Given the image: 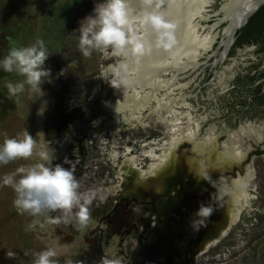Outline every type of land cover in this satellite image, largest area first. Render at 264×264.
Wrapping results in <instances>:
<instances>
[{
    "label": "rangeland",
    "instance_id": "374dc122",
    "mask_svg": "<svg viewBox=\"0 0 264 264\" xmlns=\"http://www.w3.org/2000/svg\"><path fill=\"white\" fill-rule=\"evenodd\" d=\"M98 2L101 0H0V40L2 41L1 37L5 35V31L10 43H14L18 47L31 45L35 43L36 39H42L50 53L44 66L51 69L50 82H45L42 85L45 93L43 100L38 99L33 102L34 97L26 88L25 92L20 94L19 103L15 102L10 107L0 103V113H4V108H10L5 116L0 117V144L3 143L6 136L9 138L18 137L19 134L27 130L36 139L38 145L51 149L52 153L56 150L59 155L62 154L52 163L65 162L64 166L67 165V168H73L71 165L75 164L73 168L74 174L76 173L75 177L86 188L85 193L94 190L90 194H99L101 198H104L115 194L116 191L112 192V190L117 186L104 190L102 187L99 188L100 185H91L97 179L93 176L91 178H94L95 181L83 182V178L87 176L88 172L90 173L92 166L89 164L90 153L96 151L89 146V143L93 142L95 147L101 146L100 149L106 147L108 150L112 146L126 147L128 150L125 153L126 157L129 159L137 157L140 160L138 162L136 159L135 176L142 178L149 175L150 164L156 162L168 147L170 124L160 119V115L163 119L168 116L164 109L158 111L159 116L149 111L155 105V101H151L144 108L139 122L141 125L138 127H131L135 120H130L128 113L124 112L127 117L125 123L129 126L122 141L118 140L119 136L110 135L114 133L112 127L103 130L104 124L99 122H104L101 117H96L93 122L98 124L96 130L90 131L87 123H90L89 120L94 113L95 115L107 114L110 119L107 121L105 119V121L110 125L113 121H118V118L121 119V113H115L110 108L123 103L122 100L130 94L129 91L126 93L128 89L122 85L126 75L117 71L118 64L129 58L115 55L111 50L94 51L90 57H83L79 51V33L75 30L80 27L79 22L92 13L95 3ZM7 12L8 14L4 15ZM52 23L53 25H48ZM221 29L222 26L215 29L210 26L205 32L202 31L203 28L198 30L202 37L208 33L215 37L211 47L207 50L208 56L212 54L211 51H214L216 44L220 43L216 36L220 34L218 31ZM1 41L0 52L5 54V43ZM202 53L204 52L195 58V64L203 63V58L199 57ZM249 59L259 61V57L251 52L250 54L241 52L230 58L222 59L217 68V75L223 82L222 86L208 85L204 92L205 95L201 96L203 98L199 100L194 99L195 94L190 99H180L188 93L187 89H184L186 82L195 83L189 91L195 90V86L200 80L198 78L197 82L196 79L198 69H192L187 74L176 68H173L174 72L171 68L168 72L159 74L158 78L165 81L174 78L173 87H168V97L176 99L172 107L175 117L178 119L176 123H179L181 128L188 124V120L192 129H194V124L198 125V133L195 136L197 146L199 140L208 139L207 146L196 152L202 157H197L195 160V154L192 152L195 145L192 147L188 141L175 142L171 147L173 163L176 160L175 155H183L184 160L188 159V165L192 166L196 163L195 167L202 171L206 167H210L211 164L208 165V160L212 150L215 149L218 155L223 156L222 166L217 164V168L223 167V165L230 168L234 166L236 177L230 179V183L242 181V184L236 188L238 190H236V194L228 200L232 207L229 209L228 219H232L236 223L218 244L219 249L210 250L207 255L201 258L205 264H264V108H255L250 115L236 116V113H232L230 117L223 116L232 78L242 66L247 65ZM180 60L185 61L183 56ZM208 61L212 62L211 59ZM262 64H264V57ZM197 65L191 66L197 67ZM11 74L12 76L8 80L4 81V78L0 80V84L5 89L7 81L15 83L22 79L15 73ZM112 80L121 81L120 86L112 88L108 84ZM145 90L147 91V89ZM166 90V88L159 89L155 94L156 97L162 99L167 93ZM6 92L8 94V91ZM143 93L145 91H141V94ZM11 99L15 101V98ZM42 104L43 112L38 114ZM150 114H154L155 118L149 116L144 119ZM62 116H66V119L62 118L60 121ZM169 118L174 119V117ZM67 119L69 121L64 122ZM82 129L83 131L88 129L87 133L82 132ZM86 135L91 136L86 137ZM82 136L84 137L82 138ZM116 140L119 143H116ZM234 145L242 152V157H239L237 162L232 160L229 164H225L226 157L231 155ZM58 146L64 147L62 151L57 149ZM150 149L153 150L156 160L150 156H144L145 151ZM102 159L100 162L103 163ZM36 162L41 161L36 155H33L28 160L18 159L7 165H0V264H32L34 259L32 247L38 249V243L43 244L46 248L54 249L57 253L54 259H63L65 264H71L69 256L76 253L77 247H84L83 244H78L81 243L82 233L96 224V221L90 220L86 227L81 228L79 240L76 238L73 241L69 239L61 241L47 219L42 226L40 224L41 216H31L28 213L20 214L16 210L13 206L15 193L11 187L2 184V178L22 165L27 166ZM230 168L225 172L231 170ZM76 169L80 170L79 173ZM106 169L105 166L102 170L105 174L101 172L104 175L98 173L102 176L98 177L102 181L101 184L107 186L116 183L118 185L115 165L109 167V169L115 170V181L109 178L108 169ZM239 170L241 173L238 175ZM108 179L109 181H107ZM238 217L239 219H237ZM32 244L33 246H31ZM8 252H13L15 255L9 258Z\"/></svg>",
    "mask_w": 264,
    "mask_h": 264
},
{
    "label": "flooded vegetation",
    "instance_id": "af4514ba",
    "mask_svg": "<svg viewBox=\"0 0 264 264\" xmlns=\"http://www.w3.org/2000/svg\"><path fill=\"white\" fill-rule=\"evenodd\" d=\"M228 2L229 0H206L200 18L198 17L195 21L203 28L202 30L199 26L203 32L210 26L212 29L222 26V29L218 31L220 34L216 36L220 43L216 44L210 56L207 55V50L199 56L203 58V63L197 67L188 65L185 70H180L187 74L192 69L199 70L196 79L197 82L198 78L200 80L195 86V90L189 91L195 83L186 82L184 89H187L188 93L182 97L186 100L195 94L194 99L199 100L203 98L201 96L205 95L204 92L208 85L222 86L223 82L217 75L218 63L222 59L230 58L241 52L244 54L251 52L259 57L258 62L249 59L247 65L242 66L232 78L223 114L225 118L230 117L232 113H236V116L250 115L255 108H264V102L261 99V96H264V64H262L264 57V0L242 1L243 15H246L245 18L242 17L244 22L236 31L225 35L224 28L230 24V21L224 14L223 6ZM209 59L212 62H209ZM172 71L175 72L174 69ZM122 85L127 89L123 82ZM127 92L128 90H126ZM125 99L126 97L122 101L125 102ZM100 114L95 115L94 113L91 116L90 123H87L90 131H95L98 126L97 123H93L96 117H101L104 120V122L97 120L100 124H104L103 130L111 128V125L106 123L110 117L104 113ZM149 116L155 118L154 114H150L144 119ZM62 118L66 119V116L60 117L59 120L62 121ZM67 121L69 120H64V122ZM133 122L131 126L133 128L141 125L136 120ZM128 126L125 123L117 131L112 129L114 133L110 135L119 136L118 140L122 141ZM86 130L82 129V132L87 133ZM89 136L91 135H86V137ZM118 140L115 142L119 143ZM188 144L191 145L189 142ZM89 146L97 151L90 153L89 164H92L90 173L94 169L98 170L97 174L101 173L105 165L100 162L103 158L101 147H95L93 142H90ZM63 148V146L57 147L60 149L59 151H62ZM118 148L124 153L127 151L126 147ZM80 151L82 152V150ZM53 155L54 161L57 157L62 156L56 150ZM182 156L175 155L174 169L172 168V172L162 176L159 181H155L151 177L141 180L139 183L134 181L135 178L132 175H127L122 188H118L115 194L104 198H101L99 194L94 195L89 207L92 210L91 220L96 221V224L82 233L81 243L78 244H83L84 247H77L76 253L69 256L71 264H77L78 261H81L82 264H99L102 256L117 261V264H205L201 258L207 255L210 250H218V244L236 223L232 219H228L226 205L229 203L228 191L231 188L225 190L224 184L225 179L230 180L236 177L235 167H226V170L229 168L231 170L208 180L206 176L201 178L195 173L192 175L190 170L184 166L186 161ZM198 160L201 159L198 158ZM55 163H59V161ZM64 163L60 161L63 166ZM221 163L223 162L221 161L219 165ZM109 167L110 164L106 163L108 176L112 181H115V170L113 171ZM240 173L239 170L238 174ZM92 181L95 180L92 179ZM94 184L100 185L99 188L102 187L104 190L117 186L116 183L105 186L101 184L98 177L96 182L91 183V185ZM83 186L81 185L79 189L81 192L86 190ZM223 192L226 199H224ZM207 193L208 195H206ZM201 203L205 205L211 203L214 212L202 224H197L196 229L198 230H194L190 227L189 221ZM59 215V212H55L50 213L47 217L41 216L40 224L43 226L47 219L61 241L67 239L73 241L78 238L81 228L71 227L63 222L61 224L52 222L51 218ZM37 245L38 249L32 247L34 253L47 249L41 243ZM58 261L59 264H65L63 259Z\"/></svg>",
    "mask_w": 264,
    "mask_h": 264
},
{
    "label": "clouds",
    "instance_id": "9594fccd",
    "mask_svg": "<svg viewBox=\"0 0 264 264\" xmlns=\"http://www.w3.org/2000/svg\"><path fill=\"white\" fill-rule=\"evenodd\" d=\"M164 0H138V9L130 6L129 0H101L95 3L93 11L79 22L78 48L83 57H90L94 51L111 50L125 58L139 59L158 48L170 51L176 44V23L160 11ZM50 53L42 39L28 46H12L7 55L0 59V69L5 73H15L22 79L13 83L7 81L5 87L10 98L20 102V94L26 88L34 97L33 102L43 100L45 93L42 85L50 82L51 69L45 62ZM126 67V65H122ZM112 88L119 87L121 81L108 83ZM43 104L38 114H42ZM39 150L37 151V149ZM33 155L39 161L31 165H22L14 172L5 174L2 184L9 186L15 193L13 206L20 214L53 217L55 224L67 223L68 226L84 228L92 219L94 194L81 192L79 180L72 168L60 163H52L54 155L51 149L38 145L36 139L27 130L18 137H5L0 144V165ZM214 212L211 203H201L190 218V227L194 230ZM11 258L13 252L7 253ZM32 264H59L54 259L57 253L52 248L33 253ZM77 264H82L78 261ZM99 264H117V261L101 257Z\"/></svg>",
    "mask_w": 264,
    "mask_h": 264
},
{
    "label": "bare ground",
    "instance_id": "6f19581e",
    "mask_svg": "<svg viewBox=\"0 0 264 264\" xmlns=\"http://www.w3.org/2000/svg\"><path fill=\"white\" fill-rule=\"evenodd\" d=\"M242 1L244 0H229V2L223 6L224 14L226 18L230 21V24L226 28H224L225 35H227L229 32L236 31L238 26L242 24V22H244L242 21V17L244 16V12L242 10ZM129 2L130 6L134 10L138 9V0H129ZM205 4L206 0H164V3L161 5L160 11L164 12L166 16L170 20L175 22L177 25L175 32L176 44L174 45V47L170 51H165L154 47L150 53L146 54L145 56L139 59L129 58L128 60L118 64L119 66L117 68V71L123 72L126 75L124 79V84L129 91L128 93L130 94L126 95L125 102L118 104L116 107H109L110 109H112L113 112L121 113L122 115L121 119L118 118V121L116 120L111 123V127L116 131L121 129L122 125L127 122V117L124 112L128 113V118H130V120H136L137 122H140L144 108L151 101H155V105L151 107L149 111L151 113L157 114V116H159L158 111H160L161 109H164V111L167 113V118L165 117L163 119L162 115H160V119L165 120L170 124L168 128L170 133V142L168 143V147L164 150L162 155L158 157L157 161L150 164L148 173L149 175H147L148 177L146 176L147 178H137L135 176V170H137L136 159L138 162H140L137 157L129 159L128 157H126L127 155L124 153V151H119L118 148L113 146L109 150L106 147L101 149L103 156L102 164H114L117 170L115 176L118 180V185L116 188H114V190H112V192H115L118 188H122L124 179L125 177H127V175H133V178H135L134 181L140 183L141 180L149 179L151 177H153L155 181H159L162 179V176H165V174H170L172 172V168L174 169V164L176 161L174 160V163L172 161L173 157L171 147L174 146L175 142L177 141L192 142L193 145H195V152H197V150H202V148L204 146H207L208 144V139H201L198 141L199 145H196L195 136L198 133L197 124H194V129H192L189 120L187 121L188 124H186L185 127L183 126L184 128H181L179 126V123H176L178 119L175 117V113L173 110L174 108L172 109L173 105L176 102V99L174 100L168 97V87H171L173 85L174 78L166 81L158 79L159 74L166 73L171 68H176L177 70H184V68L188 65H197L194 62L195 58L201 52H205L206 50H208V48L211 47L214 37L210 36L209 33L204 37L199 35L198 30L200 25L198 24V22L195 21V19H197L198 17L200 18L201 10L204 8ZM182 56L184 57V62L180 60L182 59ZM122 65H126V67H122ZM161 88H166L167 93L164 94L162 99H159L156 97L155 94ZM145 89H147V91ZM141 91H145V93L141 94ZM182 97L181 99H183ZM169 117H174L175 120L173 119V121ZM209 136V138H211V135ZM234 146V149L231 150V155L226 157L225 164H229L232 160H235V162H237L239 157H242V152L239 151V148L236 147V145ZM144 156H150L156 160V156L152 149L147 152L145 151ZM222 158L223 156L218 155L215 152V149H213L211 152L210 159L208 160V165L211 164L209 168L206 167V169L202 171H199L198 168L195 167V165H188V168L190 167V169L196 171L195 174L202 178L206 175L208 171H217L216 169L221 171L225 170L226 167H229L225 165L224 167L216 168L215 165L220 164ZM74 165L72 164L71 166L74 168ZM105 166L106 165H104V167ZM65 167L67 168V165ZM79 171L77 172L79 173ZM97 171L98 170L94 169L92 173L87 174V176L83 178V182L92 181L91 176H93L94 178L102 177L101 174H103L104 171H102L103 173L101 174H97ZM107 181H109V179ZM230 184L231 189L228 191V200H230L231 196L236 194V188H238L237 186H239V184H242V181H232ZM92 192H94V190L89 191V193ZM226 207L227 209H225L229 214V209L232 208L230 203H227Z\"/></svg>",
    "mask_w": 264,
    "mask_h": 264
},
{
    "label": "trees",
    "instance_id": "16d2710c",
    "mask_svg": "<svg viewBox=\"0 0 264 264\" xmlns=\"http://www.w3.org/2000/svg\"><path fill=\"white\" fill-rule=\"evenodd\" d=\"M90 1H92V0H90ZM8 14V12L7 13H4V15H7ZM10 15H11V12H10ZM48 25H53V23L52 24H48ZM1 39H2V41L1 42H3L4 41V43H5V45H4V48H5V54H3V53H1L0 52V59H3V57L5 56V55H7V53H8V51H9V49H10V47H12V46H16L14 43H10V40H9V37H8V34L6 33V31H5V35L4 36H2L1 37ZM2 54V55H1ZM4 76V77H3ZM12 76V74L11 73H5L2 69H0V80H1V78H4V81H6V80H8L9 79V77H11ZM7 89H5L4 88V86H2L1 84H0V103H1V105H4V106H8V107H10V105H13L14 103H15V101L14 100H12L9 96H8V94H7ZM261 99H262V102H264V96H261ZM8 107H6V108H4L5 110H4V113L3 112H1L0 113V117H2V116H5L7 113L6 112H8V111H10V108H8ZM258 154V153H257Z\"/></svg>",
    "mask_w": 264,
    "mask_h": 264
},
{
    "label": "water",
    "instance_id": "95a60500",
    "mask_svg": "<svg viewBox=\"0 0 264 264\" xmlns=\"http://www.w3.org/2000/svg\"><path fill=\"white\" fill-rule=\"evenodd\" d=\"M241 26V24L238 26V28ZM191 146L193 147V144H191ZM192 152H193V154H195V157H194V160L197 158V157H202L201 155H199V154H197L195 151H194V149H192ZM191 159V158H190ZM188 160V159H187ZM187 160H185V161H187ZM192 165H196V163H194V164H192ZM184 166L186 167V169H188V170H190V172H191V174L193 175L196 171H194L193 169H190V167L188 168V164H186L185 165V162H184ZM223 167H224V165H223ZM210 170V169H209ZM217 171H208L207 172V175H206V177L208 178V180H212V179H214V178H216V176H220V175H223V174H225L226 172H225V170H221V171H219L218 169H216ZM239 175V174H238ZM224 184H225V190L227 189V188H231V184H230V180H228V179H225V181H224ZM206 195H208V193L206 194ZM223 196H224V199H226V195L224 194V192H223Z\"/></svg>",
    "mask_w": 264,
    "mask_h": 264
}]
</instances>
